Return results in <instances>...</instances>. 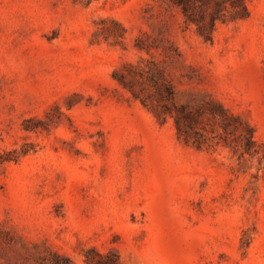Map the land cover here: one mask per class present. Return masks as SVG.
Masks as SVG:
<instances>
[{"label": "rangeland", "instance_id": "obj_1", "mask_svg": "<svg viewBox=\"0 0 264 264\" xmlns=\"http://www.w3.org/2000/svg\"><path fill=\"white\" fill-rule=\"evenodd\" d=\"M247 5L206 40L168 0H0V264H264V0ZM150 81L263 147L235 155L247 128L208 115L195 139L220 143H185Z\"/></svg>", "mask_w": 264, "mask_h": 264}, {"label": "trees", "instance_id": "obj_2", "mask_svg": "<svg viewBox=\"0 0 264 264\" xmlns=\"http://www.w3.org/2000/svg\"><path fill=\"white\" fill-rule=\"evenodd\" d=\"M172 7L180 10L187 26L195 25L197 32L206 40H212L218 23H227L239 19H244L249 15L247 0H168ZM114 77L125 87L132 89L130 81H125L124 77L115 73ZM149 86L156 88L157 95V119L160 123L167 121L168 116L174 119L178 137L185 143H192L196 147L211 148L220 142L209 143L206 136L203 139H195L197 131L196 125L200 118L208 115L222 128L225 134L232 132H243V128H247L248 135L241 134V148L238 150L233 142L223 139L225 146L239 157L246 154L254 157L259 153L260 146L255 140L254 129L249 123L244 122L238 116L231 114L222 106L208 107L206 105L198 107H190L189 105H178L176 102V94L171 85L167 81H150ZM143 104L146 105L147 99L138 96ZM171 102V105L167 103ZM238 124V125H237ZM264 160V157L262 158ZM85 262L87 264H118V261L110 260L108 255H103L94 251L93 255L88 254Z\"/></svg>", "mask_w": 264, "mask_h": 264}]
</instances>
